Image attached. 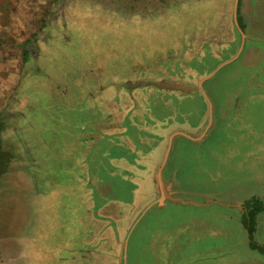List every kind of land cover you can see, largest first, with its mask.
I'll return each instance as SVG.
<instances>
[{
	"label": "rangeland",
	"instance_id": "374dc122",
	"mask_svg": "<svg viewBox=\"0 0 264 264\" xmlns=\"http://www.w3.org/2000/svg\"><path fill=\"white\" fill-rule=\"evenodd\" d=\"M235 2L236 0H141L128 3L124 0H0V144L12 155L9 165L11 170L0 177V264H59L58 259L62 253L67 264H74L75 255L87 259L89 253L92 257L95 252L97 257L99 253L102 255L103 264L114 262L113 252L109 250L112 236L101 235L103 242L100 245L101 239L98 241L100 248L89 250L87 244L93 240L97 242V237L88 239L87 231H92V228L100 230L110 220L111 224H115L114 215L119 214L120 205L110 200L109 203H101L105 205L100 209L101 206L96 207L98 198L94 195L97 196L98 189L100 201L106 198L114 200L117 198L116 192L114 190L115 194L111 195L112 188L99 186L96 189L92 184L88 186V183L84 188L68 186L71 183L76 184L78 179L94 178V154L89 153V143L85 153V170H80L79 167L76 169L72 166L74 161H67L66 155L61 153L63 137L70 140L73 133H76L77 124L85 118L87 121L80 123L79 133L87 132L89 135L92 127H98L94 123L98 115L89 113L86 105L104 99L107 95L119 93L117 82L125 79L124 75L128 80L139 81L134 91L141 98L139 97L140 101L135 106L143 107L144 112L152 115L148 120L144 113L142 120L145 136L142 138L143 131L139 129L137 133L141 135L140 144H134L135 169L131 173L142 180L135 182L130 190H119L123 192L122 196H127L124 200H127L129 210L133 211L134 220H137L149 207V204H143L150 199L151 187L146 192L143 173L146 175L147 172L142 170L143 162L152 159L156 161L157 157L161 159L167 136L170 134V131L165 132V136L159 139L148 129L156 125V134L158 129L165 131L175 127L193 131L202 122L203 103L196 88L184 91L156 83L194 85L197 79L209 74L220 62L231 57L237 49L233 41V38L238 37L235 23L244 25ZM42 22L44 27L40 29ZM13 24L17 26L14 25L13 28ZM210 26L220 30L221 35L227 36L221 38L217 34L216 38H210L209 46L205 49L192 48L187 51L183 47L175 53V58L166 57L168 60L164 62L162 59L158 60L159 52L173 44L172 39L168 42L163 41V38H175V33L182 38L188 37L196 32L197 27L201 29ZM134 29L140 34L147 31L150 33L149 41L143 44L144 55L135 60L149 63L150 69L135 67L132 60L126 65L118 60L122 56L114 52L107 57V61L100 59L101 52L107 50L106 47L109 48L111 44L124 47L130 52L136 50L134 42H117L118 37L127 38ZM33 32H38L40 37L60 35L62 38L57 41L59 45H62V40H65V45L72 42L64 48H48L44 51L41 57L44 65L42 63L40 71L44 79L42 76H34L38 69L35 60L41 55L34 59V48L27 42L25 44V40L31 39ZM83 35L88 36L78 38ZM69 38L71 41H68ZM38 43L40 47L43 46L42 41L39 40ZM259 45L263 48L264 42H259ZM24 47L29 53L26 65L21 61ZM243 56L223 65L205 81L207 94L215 102H220L236 86L239 75L233 78L231 75L246 65ZM260 60L253 71L251 70L253 73L249 72V81L254 78L257 67L262 69L263 60ZM114 62L117 64L114 65ZM124 65L129 67V72H124ZM82 73L91 79L85 83L77 82L75 86L83 88L85 96L81 92L80 99H69L74 91L72 88V91L67 90V86H72L71 81H75ZM65 99H69L72 104L82 102L84 106L80 111L69 106L62 109ZM225 115L224 124H218L200 143L186 142L182 136L177 138V145L175 143L174 146L178 148L170 157L181 163L175 174L176 196L193 202H168L161 212L153 206L148 213L141 215L132 229L126 260L124 241L128 231L119 251H116L118 264H166V259L161 260L160 255L155 256L156 261L151 263L140 250L148 232L159 229L161 225L167 226L166 232L177 233L178 237L171 250L186 264H264V253L249 247L239 213L230 203L232 199L244 196L239 200L243 211L246 198L264 197L261 194L264 193V188L258 187L264 184V151L259 150H264V140L262 145L256 142L264 138V101L247 100L236 111L231 104ZM56 118L62 119L61 125L56 123ZM132 135H135L133 130ZM130 140L128 139V144ZM107 141L114 143L116 138ZM142 146L143 148H139ZM157 146L160 147V155H155L159 151ZM142 149L144 155L140 153ZM254 149L257 151H253ZM33 153L41 159L35 167L31 166L35 162ZM213 153L221 154L219 157H223L225 161L218 163V158ZM113 155L115 154H111ZM112 162L117 167L124 164L121 156H113ZM42 163L46 167L48 180H42L38 172L42 169ZM220 172L228 173L229 178L210 179ZM99 175L106 176L103 173ZM20 181L24 183L21 188ZM119 181L125 185V181ZM153 183H157L156 176ZM54 184L59 187L56 188L57 191L52 193V190L47 196H42L43 190L53 189ZM130 185L128 181L127 186ZM204 192L216 193L214 196L210 194V198L214 197L217 202H206L209 198L202 194ZM83 194L86 199L81 202ZM158 198L159 196L155 201ZM203 202L206 203L202 204ZM26 204L31 206L29 216H42L44 212L46 215V218H40L35 223L39 235L32 238H38V244L34 239L32 241L28 237L24 239L15 236L20 226L24 228L27 225L28 219L23 224L24 219L14 217L19 212L28 211ZM94 209L96 218L92 217ZM82 210L85 211L84 221L79 219ZM80 230L81 240L77 236ZM160 230H163L161 233L165 232V228ZM255 233L256 243L264 246V211ZM154 238L157 239L158 235ZM79 242L84 243L79 253L68 250V247L73 248ZM136 255L141 256L135 257Z\"/></svg>",
	"mask_w": 264,
	"mask_h": 264
},
{
	"label": "crops",
	"instance_id": "0c3cea01",
	"mask_svg": "<svg viewBox=\"0 0 264 264\" xmlns=\"http://www.w3.org/2000/svg\"><path fill=\"white\" fill-rule=\"evenodd\" d=\"M239 11L241 12V16H240V12H239V16L243 19V24L242 25V31L238 30V37L237 38H233V41L235 42L237 49L236 51L231 55L230 58L224 60L223 62L230 60L229 62L235 61L237 59H239L242 55L243 56V60L246 63V67L247 66H254V65H258L262 59L263 63H264V47H260L259 42H264V0H240V4H239ZM220 62L218 65H220ZM227 62V63H229ZM225 63V64H227ZM223 64V65H225ZM217 65V66H218ZM222 65V66H223ZM244 65V64H242ZM216 66V67H217ZM222 66H220L215 72H217ZM245 66H243V69H240V71H235L233 73V75H231V78H233L234 76L239 75V82L235 83L236 86L231 89V91H229V95H225L223 97L222 100H220V102H215L212 98L211 95L207 94V90L205 88V81L212 77L214 73H212L214 71V68L209 74L203 75L201 76L199 79H197V82L194 85L191 84H187L188 86H191L193 88L189 89V90H194L199 89L201 90L202 94H198L199 98L201 99L202 103H203V109H201V114H202V122L200 125V129L201 126L204 127L206 125V128L209 126L208 129L205 128V130L198 134V132L200 131H192V133L190 132V135L187 134H183V138L186 142L189 143H200L202 141H204L209 133L216 128V126L218 124H224L225 121V112H227L228 107L231 106V104L235 101V97L237 98V102H238V107L242 105V103H244L245 101H249L251 99H260L262 101H264V64L262 69L258 68L254 71V78L249 81L250 77L248 78L249 83H246V79H245ZM254 66V67H256ZM251 72V71H249ZM256 72V73H255ZM252 73V72H251ZM77 82H79L78 80H76ZM77 82H73L72 86H67V90H71L70 88L73 89L74 92L73 95H69V99H75V98H79L82 97L80 95L81 92H83V96H85V91H83V88H81L79 85L75 86L77 84ZM200 83V87H198V83ZM139 85V83L133 84V86H137ZM184 85V84H181ZM186 85V84H185ZM134 91V88H132ZM176 89V88H174ZM179 90H183V89H179ZM189 90H184V91H189ZM248 90V91H247ZM72 91V90H71ZM253 91V93H249L247 95V92H251ZM76 96V97H75ZM247 96L251 97L250 99H247ZM69 99H65L63 106L65 107H72V109L76 110V111H80V109L84 106V104L82 102H79L78 104H72L70 103ZM216 99V98H215ZM69 100V101H67ZM230 100H233L231 104L228 105V103L230 102ZM209 105V107L212 108V110L209 113V122L207 121V110H206V105ZM87 108H89L88 112L91 114H95V110L93 112H91V107L95 106L94 103L92 104H88L86 105ZM86 120V118H85ZM84 120V121H85ZM81 121V122H84ZM87 121V120H86ZM80 122V123H81ZM80 123L77 124V132L73 133L74 135L70 138V140H66L63 137L64 140V144H61L62 146V154H65L67 161H74V163H72V166H75L76 169L77 167L80 168V170L83 168L85 170V166H86V150H87V146L89 143H92L93 140H91L90 137H88L87 132H85L84 134L79 133L80 131ZM92 127V126H91ZM67 131V130H66ZM198 134V135H197ZM85 138V139H84ZM113 138V137H112ZM116 138V141L114 143L105 140L103 142H100L98 145L100 147H102L103 150H101V152L98 154H94V178L93 179H88L87 180H83V179H78L77 183H71L68 186H71L72 188L75 187H82L83 188L86 186V184L88 186H90L91 184L93 186H95V188L97 189L99 186H108L109 188H112L111 190V195L115 194L114 190L116 192L117 198L112 200V199H105V200H101L99 199V192L98 189L96 190L97 192V196L94 195L95 197L98 198V202L96 200L97 206H101L100 209L105 205L101 203H109V201H113L116 204H119V214L116 213V215H114L115 220V224L114 226L117 227V224L119 223V221H121V223L124 222L126 225L130 224L129 228H128V232H127V242H126V248H125V260H126V249H127V245H128V241L129 238L131 236V232L132 229L134 227V225L139 221L141 215L144 216L146 213L149 212V210L155 206L159 209V211L161 212V209H164L167 205L168 202L171 203H182V204H186V203H191L193 202L190 199H183L180 197L176 196V172L179 168V165H181L180 162H178L177 160L173 158H170L171 155H174V152L178 147L174 146V144L176 143L177 145V140L178 139H174L171 138L170 140H167V143L165 145L164 148V152L162 153V157L159 160V158L157 157V160L155 161L154 159L148 161V162H143L142 167L144 169L142 170H146V175L145 173H143V175L145 176V181L146 184L145 186L147 187V191L149 192V188H150V199L148 201H146L143 205L146 206L149 204V207L147 209H145L140 216L137 218V220H134V214L132 210H129L128 207V203L127 200L125 201L124 199L127 196H122L123 192L121 193L119 190H130L129 188H133L135 182L138 183L142 180V178H138V177H134L131 172L135 169L134 168V160L135 157L133 156L134 153V143L133 140L131 139L129 141L128 144V138L126 137H114ZM111 139V138H109ZM84 140V141H82ZM120 140H127L125 142L120 141ZM263 139H261L260 141H256L258 143H261V145L263 144ZM95 141V140H94ZM85 143H87V145H85ZM162 143H164V141H162ZM161 143V144H162ZM33 146V143H32ZM110 147H112L111 149H109ZM141 148V147H139ZM157 150L159 149L158 152L155 153V155H160L161 151H160V147H156ZM190 149H193L191 147H189ZM106 150H110V152H106ZM116 150H118L117 152H115ZM235 150V149H232ZM260 151H264L262 150V148L259 149ZM125 151V152H124ZM230 151V150H229ZM253 151H257V149H254ZM259 151V152H260ZM107 153V154H106ZM141 155L143 154V150L140 152ZM173 153V154H172ZM111 154H115L113 156L117 157L121 156V158L124 161V164L122 167H117L113 164L112 160H113V156H111ZM34 160L35 162L31 164V166L35 167V165L37 164L38 161H40L41 159H39V156L37 158V156L33 153ZM130 156V158L128 159L127 156ZM135 155V154H134ZM213 155H216L218 158L217 162L218 163H222L225 161V159L222 157H219L221 154L219 153H213ZM74 156H76V158H74ZM162 166V167H161ZM42 169L41 171H38L39 174H41V178L42 180H48V176L46 175V167H44V164L42 163ZM159 168H161V180H162V185H163V189L165 191V193L170 196V197H164L161 201L159 202H155V199L153 201H151L158 192V196L159 195V188H158V182L156 184L153 183V180L155 178V176L157 177L158 174V170ZM138 170V169H136ZM153 171H155L156 173H153ZM145 172V171H144ZM104 174L106 176H100L99 174ZM129 173V174H128ZM136 176V175H135ZM143 176V177H144ZM229 178L228 173L226 172H220L219 174H217L216 176H212L210 179L214 180L215 178ZM119 179H121L125 185L121 184ZM37 180L40 181L39 178H37ZM82 180V182H81ZM128 181L130 182V186H127ZM21 183H19V187H23V182L20 181ZM127 182V183H126ZM137 186V185H135ZM258 187H262L264 188V184L263 185H258ZM56 188H59L56 184L53 185V189H48L47 190H43L42 196H47V193L49 191H52V193L56 190ZM34 189V188H33ZM84 190V189H83ZM32 191V190H31ZM86 192V190H84ZM33 192V191H32ZM84 192V193H85ZM79 193V192H78ZM261 193V192H260ZM120 194V195H119ZM205 194L204 196L206 198H209V200H207L206 202H210L211 201H215L217 202V200L214 197L210 198V194L212 196L216 195V193H202ZM264 195V193H261ZM86 195V193H85ZM85 195L83 194V198L81 200V202L85 201ZM17 196H19V192H17ZM80 197V196H79ZM121 197L123 199H121ZM241 197L244 196H239L238 198L232 199L233 201H231V206L235 207L236 210L239 213V216L241 215V206L239 205V200L241 199ZM48 198V197H47ZM264 198V197H263ZM47 202V201H46ZM201 202V201H200ZM203 202L202 204L206 203ZM241 203V202H240ZM28 207V211H24L23 212H19V214L15 215L14 217L18 216V218H22L24 219V221L22 222L23 224H25V220L28 219L27 225L23 228L22 226H20L18 228V231L16 232L15 236L16 237H20L24 238V239H31L33 241L34 238H32L34 235H39L38 233V227H36V221L40 219V217L42 216H33L32 214L29 216L28 212L31 208L30 204H26ZM23 207V206H22ZM117 208V205H116ZM99 209V210H100ZM118 209V208H117ZM94 212H96V209H94ZM82 214H80L79 219L81 221H84V215H85V211L82 210L81 212ZM130 214V215H129ZM263 214V212L258 213L257 215V222L259 223V218L260 216ZM128 217L130 219V221H128ZM119 220V221H118ZM93 223H97V221L94 220H90ZM111 222L112 220H110L109 222V228L106 225H103L102 228L100 230H96V228H92V231H87V235H89L88 239H93L95 238V236L97 235V237L99 238L101 235L106 234L109 232V234H114L116 232V230L114 231L113 228H111ZM258 223L256 225V229H258ZM156 228V227H154ZM165 228V232L161 233L160 229H164ZM109 229V230H108ZM167 226H163L161 225L159 229H155V230H151L148 232L147 236L145 239H143L145 242L141 245L140 250H142V255H145L146 260L150 261L151 263L156 259L155 256L160 255L161 260L166 259L165 261L167 262L166 264H186V262H184V260H179L177 258V255L174 253V251H172V246L175 244L176 239L178 237L177 233H168L166 232ZM156 231H158V233H156ZM26 232H29V234H27ZM257 232V231H256ZM79 233H82V230L79 231ZM246 233V230H245ZM256 233H254L255 236ZM42 235H44V233H42ZM156 235H158V238H154ZM38 238H35V242L37 243ZM37 240V241H36ZM84 241V240H83ZM91 243V242H90ZM97 243V242H96ZM38 244V243H37ZM82 245H84L83 242H81ZM137 247V245H136ZM69 250V248H68ZM115 252H116V246L114 248ZM140 250L138 249L137 252L139 253ZM141 255H136L135 257H140ZM84 256H80V261L83 260ZM168 258V259H167ZM112 261V260H111ZM169 261V262H168ZM93 264H96L95 262H91ZM165 263V262H163ZM145 264V263H143ZM153 264V263H152ZM154 264H158V262L154 263Z\"/></svg>",
	"mask_w": 264,
	"mask_h": 264
},
{
	"label": "flooded vegetation",
	"instance_id": "af4514ba",
	"mask_svg": "<svg viewBox=\"0 0 264 264\" xmlns=\"http://www.w3.org/2000/svg\"><path fill=\"white\" fill-rule=\"evenodd\" d=\"M239 4L240 1L236 0L235 5L237 6V8L239 9ZM237 9V11H239ZM239 15V14H238ZM238 23V21H237ZM214 27V25H213ZM211 28V29H210ZM235 28H236V32L238 33L241 29L242 26L239 24L237 25L235 23ZM220 31V30H219ZM218 30H216V28L212 29V26L210 27H203V28H199L197 27V30L195 33L189 35L188 37H180V36H176L177 34L175 33V38H163V41H170L172 39V43L173 44H169L168 47L166 48L165 51H161L159 52V56L162 62H164L165 60L167 61V58L170 57H174L175 58V53L179 52V49H185L187 51H190L192 48L195 49H205L206 47L209 46V40L210 38H216L217 34H219V36L221 35V33H219ZM223 31V30H222ZM90 35V34H89ZM149 31L144 33H139L137 31H135V29L128 34L127 38L126 36L124 37H118L117 42H125V43H129V42H134L135 46L137 47L136 50H132V52H130L129 50H125L124 47H120L119 45L116 44H111L109 45V48L106 47L107 50H103L101 52V54L99 55L103 60L107 61L106 59H108L107 57H110L113 52L116 54H120L122 57L118 58V60H122V62H124L126 65L129 63L130 60L131 63H134L135 67H142L143 69H150V65L149 63H141L139 61L135 62V60H138L137 57H139L140 55H144V43L149 41ZM88 35H83V36H78V38H85ZM120 36V35H119ZM227 35H221V38L226 37ZM101 37V35H100ZM99 37V38H100ZM178 37V38H176ZM36 41L33 42V55H35L34 59L38 58L39 55H41L38 60L36 61V65L38 67L36 73L34 76L36 77H41L42 79H44L45 77L40 74V71L42 70V63L43 61H41V57L43 55V53H45L48 48L49 49H57V48H64L67 47L69 45L72 44V42L69 43V45H65V40H62V45H59L57 41H60V35L58 36H52V35H48L46 37H40L38 34L35 36ZM220 38V37H217ZM39 40L42 41L43 46L40 47L39 46ZM56 40V41H55ZM124 40V41H123ZM68 41H71L70 38L68 39ZM48 43H50V46L48 45ZM102 43V42H101ZM103 45H105L104 43H102ZM172 45V47H171ZM62 46V47H60ZM105 47V46H104ZM191 47V48H189ZM163 48V47H161ZM32 50V49H31ZM45 51V52H44ZM119 51V52H118ZM143 53V54H141ZM104 54V55H102ZM115 54V55H116ZM98 55V54H97ZM31 58L32 55L30 53ZM132 56V57H131ZM144 59V57H143ZM175 61V59L172 61L171 64H173ZM112 62V60L110 61ZM161 62V61H160ZM123 63V64H124ZM140 63L142 65H140ZM114 65H116L117 63L114 62ZM44 65V63H43ZM109 65L111 67H114V65L110 64ZM126 65H124L122 68H126V70L124 72H129V67H125ZM109 66V67H110ZM125 76V79L119 80L118 86L120 87V92L119 93H115L113 96L111 95H107L104 99L98 100L96 102H94L95 106L91 107V112H93L95 110V114H97L98 116L96 117L94 123L98 124V127L94 126L92 127V132L88 135V137L91 138L92 143L89 147V153L90 154H99L101 152L102 147H100L98 144L100 142H103L109 138L112 137H126L128 139H132L133 143H139V140L141 139V135H138L137 131L139 129H142L143 134H142V138L145 136V127H144V121L142 120V117L144 115V113H146V117L148 120H150L152 118V115H149L147 112H144L142 110L143 107L141 106H135V103L139 102V94L137 92H132L135 86H133V84L139 83L138 80H128L127 76ZM87 77V78H86ZM68 78V77H67ZM88 79H91L90 77L88 78L87 75L85 74H79V76L77 77L76 80H78L81 83H85L88 81ZM68 80L71 81V79L68 78ZM71 81V82H77V81ZM198 90L201 94V90ZM141 98V97H140ZM212 107V106H211ZM209 107L208 103L206 105V116H207V121L209 118V113L212 110V108ZM97 108V109H96ZM152 114V113H151ZM141 116V117H140ZM169 116V115H168ZM140 117V118H139ZM150 127H152V125H148ZM156 125H153L152 128H149L148 130L151 131V134H153V136H157L159 139H162L165 136V132L170 131V134H168L167 136V140H169V138H174L177 139L178 137L183 136V134H187L190 135V132L192 133L191 130H188L186 128H181V127H175L173 129H166L165 131H160L158 129V133L156 134ZM206 128V125L200 129V127H198V125L196 126V128L193 131H197L200 129V131L198 132V134L202 133ZM209 126L206 128L208 129ZM132 130L135 132V135H132ZM197 134V135H198ZM134 138V139H133ZM95 140V141H94ZM112 147H110L109 149H111ZM143 148V146L141 147ZM143 150V149H142ZM106 152H110V150H106ZM106 153V154H107ZM158 196V194L151 200L153 201L156 197Z\"/></svg>",
	"mask_w": 264,
	"mask_h": 264
},
{
	"label": "trees",
	"instance_id": "16d2710c",
	"mask_svg": "<svg viewBox=\"0 0 264 264\" xmlns=\"http://www.w3.org/2000/svg\"><path fill=\"white\" fill-rule=\"evenodd\" d=\"M52 1L55 2V1H62V0H52ZM120 1L122 2L123 0H120ZM124 1L128 3L129 1L130 2H139L141 0H124ZM160 1H163V0H160ZM14 25L17 26V24H13V28L15 27ZM43 27H44V23L42 22L41 26H40V29H42ZM37 34H38V32H33L30 35L31 39H29V38L26 39L25 40V44L27 42L28 44H30V46L33 47L34 46L33 42L36 41L35 36ZM21 61H22L23 65L24 64L26 65V63L29 61V53H28V50L25 47L22 48ZM254 66L253 65L250 66V67L249 66H247V67L245 66V79H246L245 81H246V83H249L248 78L251 77V75H250L251 73H249V71H251V70L253 71ZM237 82H239V81H237ZM249 93H253V91L247 92V95ZM237 98L238 97H235V101L232 103V106L234 107V111H236L237 107H238ZM250 98L251 97L247 96V99H250ZM62 109H65V107L62 108ZM237 114L238 113L236 112L235 116H237ZM55 121H56V123L58 125H61L62 119L61 118L60 119L56 118ZM76 132H77V130H76ZM85 145H87V143H85ZM11 159H12L11 152H9L8 150L4 149L2 147V145L0 144V177L2 175H4L6 172L11 170L10 167H9V165L11 163ZM84 174H85V177H86V172ZM86 180L88 181V178H86ZM44 208L45 207H43V210H44ZM263 211H264V198H258V197H255V196H250L249 198L245 199V201L243 203V211H242V213L240 215L241 222L243 224L244 229L246 230V235H247L249 247L256 248L259 251H261L262 253H264V246H261V245L256 243V241L254 240V233H255L256 225H257V215H258V213L263 212ZM43 217L46 218L45 212L43 213L42 217H40V218H43ZM92 217L96 218L95 212H93V216ZM129 226H130V224L126 225L125 222H124V225H123V223H121V221H119V223L117 224L116 228H114V225L111 224V228H113L114 231L116 230V232L114 234H109V232L105 234L106 236H112V238H111V240L109 242V246H110L109 250H111L113 252L112 260L114 262L112 264H118L117 263V256H116L117 254H116L114 248L116 246V249H117L116 251H119V247H120V245H121V243L123 241V238H124L128 228H129ZM107 227L109 228V224L107 225ZM77 236L80 238V233L77 234ZM95 237H97V235ZM100 239H101V236L99 238L97 237V243L95 242V240H93V242H91L90 244H87L88 247H89V250L97 249V247L100 248V245L103 242V240L101 239L100 245H99L98 241ZM80 240H81V238H80ZM92 246L95 247V248H93ZM42 247H43L44 250L46 249L45 246H42ZM82 247H83V245L81 244V242H79V243H75V246L73 248L72 247H70V248L68 247V248H69L70 252H73V253L76 254V252L79 253L80 250H82ZM76 249H77V251H76ZM62 250H63V248H62ZM95 254H96V252L93 253L92 257H90V253H89L88 258L87 259L84 258L81 261H80V258H78V256L75 255L74 264H84V262H85V264L90 263V262H95L96 264H103V259L101 257L102 255L99 253L98 254L99 257H97ZM58 260H60V261H58L59 264H67L65 255H63V253L59 257Z\"/></svg>",
	"mask_w": 264,
	"mask_h": 264
},
{
	"label": "water",
	"instance_id": "95a60500",
	"mask_svg": "<svg viewBox=\"0 0 264 264\" xmlns=\"http://www.w3.org/2000/svg\"><path fill=\"white\" fill-rule=\"evenodd\" d=\"M230 60H227V61H225V62H223V63H221L220 65H218L215 69H214V71L212 72V73H214L220 66H222L223 64H225V63H227V62H229ZM200 83L201 82H199L198 83V87H200ZM155 84V83H154ZM156 85H160V86H166V87H171V88H176V89H183V90H189V89H191V88H193V87H191V86H188V85H175V84H169V83H156ZM171 139V137L169 138V140ZM162 167V166H161ZM157 182H158V188H159V194H160V196H159V198L155 201V202H159V201H161L164 197H170V196H168L166 193H165V191H164V189H163V185H162V180H161V168H159V170H158V174H157ZM125 243L127 242V237L125 238V241H124ZM123 263H125V261L123 262Z\"/></svg>",
	"mask_w": 264,
	"mask_h": 264
}]
</instances>
